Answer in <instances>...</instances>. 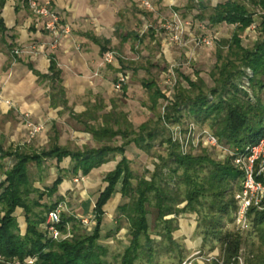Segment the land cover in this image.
<instances>
[{
    "label": "trees",
    "instance_id": "16d2710c",
    "mask_svg": "<svg viewBox=\"0 0 264 264\" xmlns=\"http://www.w3.org/2000/svg\"><path fill=\"white\" fill-rule=\"evenodd\" d=\"M255 2L262 4L263 1L255 0ZM5 3L6 0H0V11ZM199 5L205 12L203 1H199ZM201 20L207 21L211 27L220 24L236 25L239 31L251 28L255 24L254 16L248 14L246 7L232 1L218 4L213 15L204 14ZM262 27L263 24L259 26V28ZM2 28V32L6 33L4 27ZM127 38H135L139 43L145 41V38L140 39L134 34H128ZM93 41L104 46L102 48L104 55L110 52L109 42L103 43L95 38ZM240 43L238 36H234L230 50L234 51L235 58L225 60L219 67L218 73L211 75L215 84L214 88L205 92L200 87L201 80L196 78L197 81H191L190 85L191 90L196 89L197 95L192 97L191 94H185L187 92L179 88L175 102L169 108V114H166L167 120L171 123L182 122L186 113L195 123L201 126L210 125L220 142L234 153H245L248 148L256 146L264 138V81L262 80V77L264 78V46L257 53H244L239 56L237 51H241ZM221 49H218V52ZM219 58L221 61V55ZM246 70H251L253 77L247 74ZM44 78L50 80L53 85L52 100L56 104H67L61 71L53 57L51 58V74ZM248 78L249 85L245 83ZM244 84L252 89L254 98L247 92ZM146 87L150 91L156 89L153 94L156 101L162 97L165 98L155 84H147ZM125 90L126 87L123 91ZM102 108H104L103 105ZM79 118L93 117L86 114ZM122 120L130 129H135L129 123L128 115L118 114L116 110L103 115V123L98 127L87 128L100 145L97 149L74 152L54 148L49 152L33 155L23 152L4 153L0 150V162L7 158L17 160V163L5 172L6 181L0 184V209L3 213L0 217V256L7 262L18 260L23 264H26L25 261L29 258H36L35 264H110L109 249L101 244L104 207L120 191L126 202L120 207L119 214L121 219H126L128 222L130 235V244L121 255L123 264H135L138 253L143 249L148 251L151 259L154 257L151 218H153L156 234L160 235L159 230L165 228L164 231L168 233L167 238L172 243V234L177 230L175 225L183 214L197 215L196 233L202 237L204 247L208 243L220 245L223 264H240L244 245L243 237L241 234L226 230V225L234 223L237 210L236 192L240 189L242 173L234 166L232 160L218 163L204 155H183L178 145L172 140L168 142L167 158L159 157V162L163 164L160 169L159 167L156 169L151 180L139 179L135 187L133 181L136 177L130 168L131 161L126 158H123L113 173L107 175L104 181L107 187L96 204L94 211L96 227L91 234H76L72 239L60 243L46 239L44 226L47 217L59 203L49 205L45 201H51L59 195L67 176L70 174L73 177H78L80 174L84 177L88 176L94 169L110 162L112 156L124 155L126 148L131 144H135L139 150L149 156L157 149L159 135L157 130L151 127L150 122L133 130V136H135L133 139L123 143L122 146L112 148L111 144L118 138H122L123 141L127 138L121 130H115ZM67 158L72 160L70 172L60 171V176L51 188L41 190L35 187L30 174L32 164L42 169L44 160L48 159L56 160L60 166ZM161 168L169 169L172 182L176 181L177 177L186 178L189 187L184 200H179V189L174 190L170 183L163 182L164 172H161ZM181 171L182 176L179 173ZM202 173L208 174L207 177L200 178ZM158 180L162 182L161 186L157 185ZM184 203V208L180 209L179 207ZM19 210L23 211L26 219L25 234H22L16 216ZM67 224L72 225L73 228L78 227L75 218L64 215L63 226L60 229L65 231ZM252 226L259 237L261 247H264V211L252 212ZM120 229L121 227H118V230ZM214 250L213 246L211 251ZM258 257L253 255L252 259H248V264H264V261L257 262ZM260 258L262 259L261 256ZM0 264L5 263L0 262Z\"/></svg>",
    "mask_w": 264,
    "mask_h": 264
},
{
    "label": "rangeland",
    "instance_id": "374dc122",
    "mask_svg": "<svg viewBox=\"0 0 264 264\" xmlns=\"http://www.w3.org/2000/svg\"><path fill=\"white\" fill-rule=\"evenodd\" d=\"M107 1L112 5V7L120 10L119 19L121 20L120 27L118 28V45L112 48L111 51V53L115 54L118 61V67H113V71L116 75L120 72L128 73L130 76L128 85H132L136 89L134 94V100L136 103L132 104L131 101L124 102L120 100L116 104L117 106L115 108L118 109V114L124 113V111L129 112L132 110V112H135L134 117L136 118V123L138 125L144 121L150 122L151 127L157 130L159 135L156 143L157 149L150 156L147 154L129 156L131 159L130 168L136 177L133 181L134 186L136 187L138 185L139 179L151 180L156 169L158 167L160 169L163 163L159 162V157L167 158V148L170 140H172L174 144L178 145L179 151L183 155H204L210 157L218 163H224L227 160H232L231 157L228 156L226 149L228 151L232 150L220 142L216 133L211 130L210 125L201 126L195 123L188 115H186V113V117L182 120V122L171 123L167 120L166 114H169L168 110L175 102L179 88L181 90H185L187 92L185 94H191L192 97L197 95L196 89L191 90L190 85L191 81H197L196 78L201 80V83H199L201 86H199L204 89L205 92L214 88L215 84L211 75L215 74V72L218 73L219 67L223 65L225 60L235 58L234 51L232 52V49L230 50L234 36L237 35L241 42V51H237L239 52V56L244 55V53H257L260 48L264 46V0H262V4L255 2V0H153V9L151 11L142 8L144 0H125L124 3L122 2L121 4H118L116 0ZM199 1H203V5L206 8L205 12L201 9ZM228 1L238 2L245 6L248 14L254 16L255 24L251 28L239 31L236 25L220 24L215 27H211L207 21L201 20L202 15H213L218 4H224ZM174 12L178 13L184 22L190 24L192 33L216 38L214 47L198 50L196 52L195 59H192L191 63H188V61L190 62V55L183 52L178 47L171 46L167 40L168 35L164 31H160V28L167 21L172 19ZM62 24L65 23L62 21ZM261 24H263V27L259 28ZM201 25L206 27L205 32H201ZM143 32L144 35H142ZM129 33L138 35L140 39L145 38V43L139 44L135 38H132L133 40L123 44L120 37L127 38ZM71 37H73V33ZM219 47L222 49L218 52V49H220ZM234 49L236 50V48ZM28 54L29 52L24 55ZM220 55L221 61L219 60ZM184 62H187V65L180 67L179 69H175L176 87L172 95L171 82L174 83V80L170 79V68L174 65V63ZM133 70L137 73L134 74ZM246 71L247 74L253 77L251 70ZM249 80V78L245 80L247 85L250 83ZM262 80L264 81L263 77ZM143 83L146 85H143ZM151 83L155 84L156 88L162 92L165 98L162 97L156 101V98L153 95L154 92H156V89L150 91L149 88L146 87L147 84L149 85ZM246 84H244V87L247 88V92H249L252 96L253 91L247 87ZM252 98H254V95ZM120 122V126L116 127L115 130H121L127 138L124 139V141L122 138H118L115 143L111 144L112 148L122 146L123 143L128 142L135 137L133 136V130H135L138 125L137 127H134L135 129H130L124 120ZM191 124H195L197 126L196 132L191 133L189 131V126ZM208 133L215 136L223 148L213 147L208 144L206 138H202L207 136L206 134ZM34 142L35 141L31 144ZM24 144H26L25 146L31 145L27 143V140ZM116 156L117 155L112 156V159H115ZM63 167H66V164H64ZM162 168L161 172H164V175H162L163 182L170 183L172 189L174 190L179 189L178 194L180 199L179 197L177 198L179 200H184L189 187L186 178L177 177L176 181L172 182L170 179L171 175H169V169ZM179 173L180 176H182L183 172L181 171ZM31 175L35 183V187L43 190L45 188H51L59 174L56 163L51 161L45 163L44 170L41 173L37 170L36 166L32 165ZM207 175L208 174L202 173L200 178H206ZM77 179L78 178L73 177L72 175L67 176L62 188L60 189V195L51 201H45V203L49 205L57 202L59 204L64 203L67 209L65 215L75 218L78 227L73 228L72 225L67 224L65 226V231H63V234L70 235V239H72L76 234H91L96 227L94 224L92 229H85L80 222V218L86 217H79L75 213V211L80 207L83 196L85 198L89 196L93 199L94 194V192L88 188V184L86 182L88 179H79V182L76 183L75 181ZM161 184L162 182L160 183L158 180L157 185L161 186ZM84 187L86 188L87 195H82ZM184 206L185 203L179 208L182 209ZM85 208H87V206H85ZM1 212L2 211H0V213ZM16 216L18 217V214ZM197 220L198 217L195 214H183L180 216L175 225L177 230L172 234L173 241L171 243L167 238V231H164L165 228H161L159 230L160 235L156 234L153 218H151V234L152 240H154V257L151 259L148 251L143 249V251L138 253V260L135 264H223L220 245L208 243L204 249L202 248V251L198 250V245H200L203 239L200 235H198V233H196L198 225ZM21 222L23 221L21 220ZM120 226L122 235L119 237H117L119 232L116 230V227L114 229H110L108 225L102 234L101 244L109 249L108 260L110 264H123L121 255L127 247V240L124 238H126L125 234H127L126 232L129 230V224L126 219H122ZM20 230L22 234H25L26 227L21 226ZM226 230L235 234H241L243 237L244 245L241 251L240 264H248V259H252L253 255L257 257L259 256L257 262L259 261L260 263L261 261H264V247H261L259 237L255 234L253 226L248 232L242 233L238 230L234 223H228L226 225ZM108 236L110 238H107ZM213 246L215 250L211 251Z\"/></svg>",
    "mask_w": 264,
    "mask_h": 264
},
{
    "label": "crops",
    "instance_id": "0c3cea01",
    "mask_svg": "<svg viewBox=\"0 0 264 264\" xmlns=\"http://www.w3.org/2000/svg\"><path fill=\"white\" fill-rule=\"evenodd\" d=\"M47 1L52 2L53 8L60 15L63 23L69 24L73 28V37L63 38L58 47H53V36L43 29V24L32 14L27 0H6L5 6L0 11V76L2 77L0 83L2 89L0 150L4 153L23 152L33 155L49 152L54 148L74 152L100 148L87 128L101 125L103 115L118 110L115 108L118 101L136 103L134 86L127 85L123 92L115 91L114 82H116L117 75L113 71V66L104 63L106 55L102 53L104 46L93 41L95 38L103 43L109 42L110 52L118 45L120 10L112 7L107 0H40L42 4ZM116 1L121 4L125 0ZM2 27L6 33L2 32ZM120 39L123 44L133 40L126 37H120ZM144 43L145 41L139 44ZM17 51L21 54L16 55L14 52ZM28 52V55H24ZM52 57L56 59L61 71V81L66 93L67 104H56L52 100L53 85L50 80L44 78L51 74ZM133 72L137 73L134 70ZM102 105L104 108L101 109ZM124 113L129 115V123L133 127H137L135 112L131 110L124 111ZM86 114L93 118H79ZM25 115H30L33 121L46 125L45 131L38 136L33 144L28 146L24 144L28 139ZM146 123L148 122L140 123L136 129ZM140 154L145 153L139 150L135 144H131L126 148L124 155L117 154L115 159L94 169L88 176L84 177L80 174L76 177L88 179L86 181L88 188L94 194L93 199L83 196L80 207L75 213L79 217H95L96 204L101 193L107 187L104 182L107 175L117 169L123 158L131 161L129 156ZM51 161L56 163L58 177L62 170L70 172L71 158L65 159L60 166L56 160L48 159L44 160L42 169L32 165L36 166L41 173L45 163ZM16 163L15 158H7L0 162V166L2 165L0 184L6 181L5 172ZM64 164L66 167H63ZM84 194L87 195L85 187L82 195ZM125 202L126 200L123 199L119 191L107 203L104 207L103 231L107 225L110 229L116 227V230L121 227L122 219L119 209ZM0 211L2 210L0 209ZM17 214L20 227H27L26 219L22 216L24 215L23 211L19 210ZM0 216H3L2 212ZM118 232L117 237L122 235L121 229ZM126 233V238H123L127 240V249L130 244L129 230ZM202 248L204 249L203 241L198 245V250L202 251Z\"/></svg>",
    "mask_w": 264,
    "mask_h": 264
},
{
    "label": "built area",
    "instance_id": "2783aa9c",
    "mask_svg": "<svg viewBox=\"0 0 264 264\" xmlns=\"http://www.w3.org/2000/svg\"><path fill=\"white\" fill-rule=\"evenodd\" d=\"M153 0H144L142 8L151 11L153 9ZM28 5L32 14L43 24V29L53 36V47L60 46L63 38H70L73 33V28L69 24H62L60 15L52 6V2L47 1L44 4L40 0H28ZM255 28V27H254ZM201 32L206 31V27L200 26ZM255 30V29H254ZM160 31H164L168 36L167 40L171 46L178 47L183 52L190 55V62L195 59L196 52L203 48H213L216 43V38L212 36L197 35L191 32L190 24L184 22L178 13L174 12L171 20L167 21ZM159 32V30H158ZM144 35V32L142 33ZM16 55L21 54L15 52ZM117 59L114 53H107L104 57L105 65L118 67ZM187 65L184 63H174L170 68V79L174 80L172 85V95L175 90V69H179ZM2 77L0 76V83ZM130 76L128 73L120 72L117 75L114 88L116 92H123L124 88L129 84ZM2 89L0 88V97ZM7 104L10 105L9 102ZM25 127L27 129V143L31 144L35 141L40 134H42L46 125L44 123H37L31 119L30 115L24 116ZM189 131L196 132L197 126L191 124ZM202 138H206L209 145L221 148L219 140L211 135L206 134ZM203 136V135H202ZM223 148V147H222ZM228 156L231 157L234 166L242 173V181L239 191L236 194L237 210L234 216V224L242 233L248 232L252 227V212L264 211V138L256 146L247 149L245 153H234L226 149ZM78 178L75 182H79ZM67 212L66 205L60 203L54 211H51L47 217L44 233L46 239L53 242H62L70 239L69 234H63L60 229L63 225V216ZM1 217V216H0ZM80 222L87 230L92 229L93 225L96 226L95 217L80 218ZM36 258H29L25 261L26 264H35ZM0 262L5 264H23L21 261L14 260L11 262L5 261L0 256ZM193 264V263H184Z\"/></svg>",
    "mask_w": 264,
    "mask_h": 264
}]
</instances>
